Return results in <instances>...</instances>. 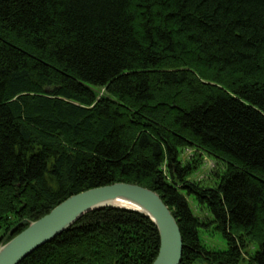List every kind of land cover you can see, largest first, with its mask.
Returning a JSON list of instances; mask_svg holds the SVG:
<instances>
[{"label": "trees", "instance_id": "16d2710c", "mask_svg": "<svg viewBox=\"0 0 264 264\" xmlns=\"http://www.w3.org/2000/svg\"><path fill=\"white\" fill-rule=\"evenodd\" d=\"M114 182L160 194L180 264H264V0H0V243ZM159 248L151 218L106 206L19 264Z\"/></svg>", "mask_w": 264, "mask_h": 264}, {"label": "water", "instance_id": "95a60500", "mask_svg": "<svg viewBox=\"0 0 264 264\" xmlns=\"http://www.w3.org/2000/svg\"><path fill=\"white\" fill-rule=\"evenodd\" d=\"M135 210L153 220L160 232V248L152 264H180L184 242L179 223L158 192L128 182H114L73 194L9 241L0 243V264H19L26 256L60 235L84 214L106 207Z\"/></svg>", "mask_w": 264, "mask_h": 264}, {"label": "rangeland", "instance_id": "374dc122", "mask_svg": "<svg viewBox=\"0 0 264 264\" xmlns=\"http://www.w3.org/2000/svg\"><path fill=\"white\" fill-rule=\"evenodd\" d=\"M187 154H191V150H186ZM215 161L212 159H206L205 165L199 170L194 177L197 179H206L210 174V170L214 168ZM3 232V230H0V235ZM208 244L212 246V248L217 250H226L228 248L226 241L220 236L215 235L213 237H209L207 239Z\"/></svg>", "mask_w": 264, "mask_h": 264}, {"label": "bare ground", "instance_id": "6f19581e", "mask_svg": "<svg viewBox=\"0 0 264 264\" xmlns=\"http://www.w3.org/2000/svg\"><path fill=\"white\" fill-rule=\"evenodd\" d=\"M24 220H25V219H24ZM24 220H23V221H24ZM21 223H22V222H21ZM12 233H13V232H12Z\"/></svg>", "mask_w": 264, "mask_h": 264}]
</instances>
